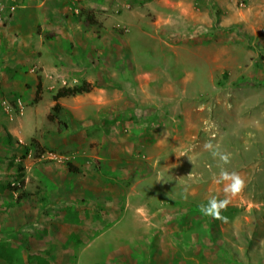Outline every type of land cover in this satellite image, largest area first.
Instances as JSON below:
<instances>
[{"label": "rangeland", "instance_id": "374dc122", "mask_svg": "<svg viewBox=\"0 0 264 264\" xmlns=\"http://www.w3.org/2000/svg\"><path fill=\"white\" fill-rule=\"evenodd\" d=\"M105 1L0 0L10 36L33 8L43 39L69 45L68 12L103 53L92 92L59 102L65 123L47 114L69 77L10 74L17 60L0 54V264H264V0ZM138 6L143 18L109 22ZM116 35L137 40L132 54L112 57ZM222 167L246 183L226 223L192 209L225 198Z\"/></svg>", "mask_w": 264, "mask_h": 264}, {"label": "crops", "instance_id": "0c3cea01", "mask_svg": "<svg viewBox=\"0 0 264 264\" xmlns=\"http://www.w3.org/2000/svg\"><path fill=\"white\" fill-rule=\"evenodd\" d=\"M90 3H92V2H90ZM99 3H100V5L105 4L106 1L105 0H99ZM43 4L46 7L48 6V10L47 11L45 10L46 11L45 15L42 14V16L40 17L41 19L44 16L49 15V13H50L49 5H51L50 1H46V2L42 1V3H38L36 5L34 4L35 6H33L34 8L40 9V8H44V6H42ZM53 4L55 5L56 2H54ZM145 5L150 7L149 3H146ZM123 6L126 8L129 7V5L125 6L122 4V7ZM144 8H145V6L144 7L138 6V7H134L133 9L130 8L128 10L122 11V13L120 15H118L119 12L117 11V12H115L116 16L113 14V16L110 17L109 22L112 24L114 22L117 23V21L123 22L125 20L126 21L137 20V19H133V18H137V17L143 18L144 15L141 13V10H145ZM32 9H29V10H31V12H29V11H27V12L18 11L15 13L14 18H13L14 23L12 22V27H10L11 36L8 34V32H4L6 27L3 29L0 28V40H1V42H3V36L5 35V33H6L5 41H7V42L9 41L8 42V50L10 52L8 53V52H5L4 50H3L4 52L0 51V54L3 57L4 66L7 64V61H9V60H17V64L15 67L20 68L19 71H17L16 69H13L11 72L6 70L7 73H10V74L15 73L18 75H22V74H24V72H26V69H28V67L36 64V66L38 68H42V71H43L41 73L42 75H47L49 73L67 75L69 77L68 81L71 82L70 86L74 82H78L80 80H83L84 75L86 74L87 70L92 71L94 74H95V72L98 73L96 68L99 67L98 65H101V61H102L101 56L103 54L102 53V45L100 43H98L96 39H93V34H92L93 31L91 29H89V28H91L90 26H84L83 32L84 33H91V35H84V33H80L79 32L80 27L78 26V24H76V22L73 21V19H70V13L67 12L66 30L68 32L70 29V33H68V34L74 35V39H73V37H71V39H68L69 45H64L63 44L64 40L57 38V37H56L57 39H52V40L45 39L44 40L43 39V33H45V35L47 33H49V30L46 31L48 21H46V22L44 21L45 22L44 24L40 23V24H42L41 28H36L37 26L35 25V18L31 17V15L33 13ZM91 10H93V9H91ZM48 11H49V13H48ZM179 17H182V15L177 16L175 18H179ZM91 18H92V20H90V23L93 24V22H95L93 15ZM201 18H202V16L200 15V19ZM138 21H140V19ZM182 21L183 20H181V23H182ZM174 22L179 24V22H177L176 19ZM188 22L191 23L190 21H188ZM192 22H194V21H192ZM175 23L172 22V24H174V25H175ZM26 24H27V26H26ZM83 24L84 23H82L81 25H83ZM119 24L123 25V23H119ZM20 25H22V26H20ZM138 25L139 24L137 22V24H135V26H133V27H136L139 30ZM152 27L156 30L155 26H152ZM26 30H28V31L26 32ZM128 30L131 31V24L128 25ZM80 37H81V41L84 45L77 46V44L79 43V41L77 39H80ZM146 40H147L146 36H142V34L139 33L138 41L142 42V44H141L142 48L141 49L144 48L143 43H145ZM112 41H114L113 45L116 48V51L113 50V53L115 55L112 56V57H115V59L117 57V54L119 55V53H124L122 51L121 52L119 51L120 48L124 49L126 51V53L132 54L133 50H134V48L132 47V45H133L132 43H137L136 39H133V41H132L130 39V36H128L127 38L124 39V41L127 42L128 45L126 47L122 46L121 45V43L123 42L122 37L119 38L118 35L114 36V38H112ZM92 42L95 44L93 45L92 50H90L89 49L90 46L88 43H92ZM16 43H17V46L14 47V45ZM138 45H139V42H138ZM138 45H136L137 48H138ZM134 47H135V45H134ZM93 53H94V55H92ZM162 55H163V52H162ZM86 59H92L95 63V64H92L93 65L92 67H94V66H96V67L91 68L90 65L87 66L88 61H86ZM25 60H29V61H27V62H29V63H27L28 66H26L27 64L25 63ZM98 78H100L102 80V77L99 73H98L97 77H94V79H91L89 77H85V80L91 84H94L98 81ZM39 81L41 83V88L45 89V85L43 82H41L40 77L38 78V80L36 82V87H37V84ZM65 83L66 82H64L63 84H65ZM90 92H92V91H90ZM76 97H78V96H76ZM67 98L68 97L60 98L59 102L62 99H67ZM70 170L75 172L76 168L72 167V168H70Z\"/></svg>", "mask_w": 264, "mask_h": 264}, {"label": "clouds", "instance_id": "9594fccd", "mask_svg": "<svg viewBox=\"0 0 264 264\" xmlns=\"http://www.w3.org/2000/svg\"><path fill=\"white\" fill-rule=\"evenodd\" d=\"M205 147L211 149L212 145L206 144ZM212 155L214 157L218 156L222 165H228L230 163L229 154H221L218 151H213ZM215 182L217 184L224 185L223 192L225 194V198L218 199L216 196H212L208 200L207 204L200 205V211L205 216H209L214 220L226 223L227 217L223 216L222 212L227 210L232 198L238 197L244 191L246 183L239 173L229 172L223 167L221 168L218 178L215 179Z\"/></svg>", "mask_w": 264, "mask_h": 264}, {"label": "trees", "instance_id": "16d2710c", "mask_svg": "<svg viewBox=\"0 0 264 264\" xmlns=\"http://www.w3.org/2000/svg\"><path fill=\"white\" fill-rule=\"evenodd\" d=\"M87 20L90 21L92 20L91 16H87ZM41 83L40 81L37 84L36 90H35V97L34 100L37 102L39 100V96L41 93ZM92 90V85L86 81H82L77 85L74 86H65V87H61L59 88L53 95H52V101H53V105L51 106L49 113L47 114V120L49 122L55 121L56 119H59V121L61 122H67V118L64 117V109L61 106V104L59 103V99L60 98H65V97H73L76 95H80L83 93H89ZM71 168V167H70ZM192 209L198 213H200V216L202 218L205 217V215L200 211V208L197 206L192 207ZM199 215V214H198Z\"/></svg>", "mask_w": 264, "mask_h": 264}, {"label": "built area", "instance_id": "2783aa9c", "mask_svg": "<svg viewBox=\"0 0 264 264\" xmlns=\"http://www.w3.org/2000/svg\"><path fill=\"white\" fill-rule=\"evenodd\" d=\"M51 156V155H50Z\"/></svg>", "mask_w": 264, "mask_h": 264}]
</instances>
